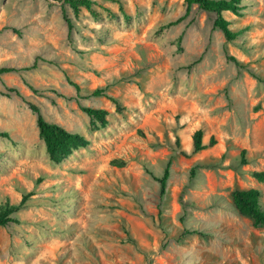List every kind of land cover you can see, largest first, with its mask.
Returning <instances> with one entry per match:
<instances>
[{
    "label": "rangeland",
    "instance_id": "374dc122",
    "mask_svg": "<svg viewBox=\"0 0 264 264\" xmlns=\"http://www.w3.org/2000/svg\"><path fill=\"white\" fill-rule=\"evenodd\" d=\"M89 1L0 0V207L26 198L0 264H264V227L231 199L255 188L264 209V0L222 14L234 42L184 0ZM29 104L88 145L49 160ZM197 130L216 143L192 155Z\"/></svg>",
    "mask_w": 264,
    "mask_h": 264
},
{
    "label": "trees",
    "instance_id": "16d2710c",
    "mask_svg": "<svg viewBox=\"0 0 264 264\" xmlns=\"http://www.w3.org/2000/svg\"><path fill=\"white\" fill-rule=\"evenodd\" d=\"M108 1V0H105ZM242 0H184L186 4V13L190 11V8L195 5L201 11L213 13L216 15V18L213 22V27L218 29L225 39L228 42H234L239 36L240 32H235L230 29L229 21L225 20L222 17V14L225 12H231L234 15H239L240 10L242 9L240 6ZM65 2L69 5V7L74 11V13H78L80 9H85L87 11H91V2L89 0H65ZM70 29L69 20H65ZM229 60H231L236 66L245 68L246 66L236 60L234 57L228 56ZM35 66H32L34 68ZM16 72L13 68H1L0 75ZM251 76L259 81L263 82V79L256 76V74L251 72ZM23 83L34 92V89L27 84V82L23 79ZM3 96L10 97L16 96L21 97L20 92L16 88H5ZM92 96L94 97H105L110 100L113 104L118 106V102L108 96L105 93L104 89H96L93 91ZM30 110L36 116V126L38 129V136L43 141L46 153L48 154L49 160L52 162H60L68 153H70L71 149L78 147H86L88 145V141L81 135L76 133H71L66 129L62 128L59 125L52 124L47 122L41 114L40 109L32 104H29ZM80 110L88 115L93 121L104 122L108 113L103 109H95L80 106ZM1 138H7L8 134L5 132H0ZM214 138H210L207 144L203 143V132L202 130H197L194 132L192 136V152L191 154H197L202 152L208 148H211L215 145ZM245 150H241L240 152V163L242 165L246 164L245 159ZM120 166L123 164L120 163ZM169 177V165L166 166L164 172L161 177L155 178L160 187V195L164 196L166 192L167 180ZM252 177L255 178L258 182H264V172H253ZM232 203L235 209L244 216L250 218L255 227H264V209L261 206V192L258 189L250 188L245 190H235L231 195ZM26 201V198L23 197L19 205L11 206L8 204H3L0 207V227H7L11 223H16V220L11 216L13 213L17 212L21 209ZM189 234H197L196 232H190Z\"/></svg>",
    "mask_w": 264,
    "mask_h": 264
}]
</instances>
